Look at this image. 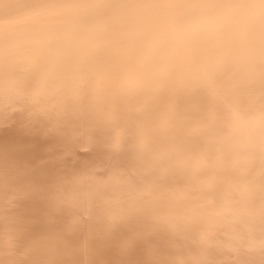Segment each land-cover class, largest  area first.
I'll list each match as a JSON object with an SVG mask.
<instances>
[{"label": "bare ground", "instance_id": "bare-ground-1", "mask_svg": "<svg viewBox=\"0 0 264 264\" xmlns=\"http://www.w3.org/2000/svg\"><path fill=\"white\" fill-rule=\"evenodd\" d=\"M0 264H264V0H0Z\"/></svg>", "mask_w": 264, "mask_h": 264}]
</instances>
